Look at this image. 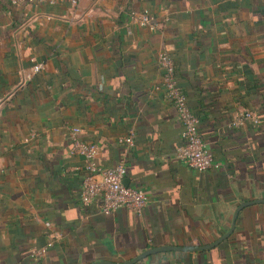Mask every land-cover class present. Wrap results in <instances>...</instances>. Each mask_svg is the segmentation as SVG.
I'll return each instance as SVG.
<instances>
[{"label":"crops","instance_id":"1","mask_svg":"<svg viewBox=\"0 0 264 264\" xmlns=\"http://www.w3.org/2000/svg\"><path fill=\"white\" fill-rule=\"evenodd\" d=\"M142 11L154 30L129 24ZM161 52L217 171L175 159L182 127ZM33 60L45 70L24 80ZM245 111L259 124L230 129ZM74 128L101 167L124 161V184L147 193L141 213L81 206ZM253 201H264V0H0V264L123 263L149 248L203 247ZM138 264H264V203L244 208L213 249Z\"/></svg>","mask_w":264,"mask_h":264},{"label":"built area","instance_id":"2","mask_svg":"<svg viewBox=\"0 0 264 264\" xmlns=\"http://www.w3.org/2000/svg\"><path fill=\"white\" fill-rule=\"evenodd\" d=\"M12 5L22 4H55L67 0H7ZM76 5L78 0H68ZM129 24L139 27H145L149 30L155 29V23L148 11L130 12ZM32 67L24 80H30L33 76L45 70V64L32 61ZM158 67L162 72V86L164 88L166 99L172 104L176 116L182 127L183 144L175 151V159L183 162L189 169L196 172H206L209 170H219V162L215 161L207 145L203 142L199 133V120L197 116L189 109L187 98L178 86L174 66L167 52H161L158 55ZM258 125L259 120L253 113L245 111L239 113L235 119L228 125L230 129H237L246 123ZM79 130H71V156L83 158L84 176L80 191V204L87 208L93 200H98L100 204V213L109 216L119 209H128L141 213L147 203V193L138 188L130 187L124 184L126 168L124 161L120 160L112 168L101 167L96 159L98 148L94 144L83 143L78 140ZM129 148L133 147L132 132L122 140ZM51 245L38 251V255H44Z\"/></svg>","mask_w":264,"mask_h":264},{"label":"water","instance_id":"3","mask_svg":"<svg viewBox=\"0 0 264 264\" xmlns=\"http://www.w3.org/2000/svg\"><path fill=\"white\" fill-rule=\"evenodd\" d=\"M258 203H264V201H253V202H245L241 203L237 209L235 210L233 217H232V222L230 229L221 237L217 239L214 243L210 245H206L203 247H175V246H163V247H158V248H149L144 250L141 254L137 255L135 258L132 260L123 262V263H113V262H107V261H101L98 263H91V264H138L140 261L147 259L150 256H154L160 253L164 252H188V253H196L200 251H205V250H210L218 246L220 243L224 242L227 240L230 235L233 233L234 228H235V223L238 218L239 213L246 207L258 204Z\"/></svg>","mask_w":264,"mask_h":264},{"label":"trees","instance_id":"4","mask_svg":"<svg viewBox=\"0 0 264 264\" xmlns=\"http://www.w3.org/2000/svg\"><path fill=\"white\" fill-rule=\"evenodd\" d=\"M186 96V95H185Z\"/></svg>","mask_w":264,"mask_h":264}]
</instances>
